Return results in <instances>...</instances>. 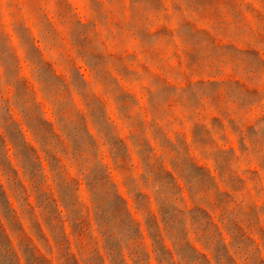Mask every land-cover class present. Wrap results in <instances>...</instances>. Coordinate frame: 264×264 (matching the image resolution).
Masks as SVG:
<instances>
[{"label": "clouds", "instance_id": "clouds-1", "mask_svg": "<svg viewBox=\"0 0 264 264\" xmlns=\"http://www.w3.org/2000/svg\"><path fill=\"white\" fill-rule=\"evenodd\" d=\"M0 264H264V0H0Z\"/></svg>", "mask_w": 264, "mask_h": 264}]
</instances>
